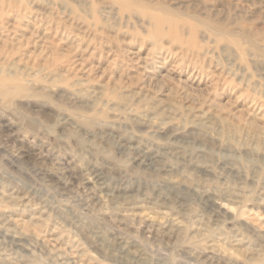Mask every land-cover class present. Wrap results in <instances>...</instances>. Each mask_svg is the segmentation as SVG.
Here are the masks:
<instances>
[{
  "label": "rangeland",
  "instance_id": "374dc122",
  "mask_svg": "<svg viewBox=\"0 0 264 264\" xmlns=\"http://www.w3.org/2000/svg\"><path fill=\"white\" fill-rule=\"evenodd\" d=\"M0 264H264V0H0Z\"/></svg>",
  "mask_w": 264,
  "mask_h": 264
},
{
  "label": "bare ground",
  "instance_id": "6f19581e",
  "mask_svg": "<svg viewBox=\"0 0 264 264\" xmlns=\"http://www.w3.org/2000/svg\"><path fill=\"white\" fill-rule=\"evenodd\" d=\"M160 59H161V58H160ZM11 237H12V236H11ZM15 241H16V240H15ZM64 255H65V254H64ZM69 255H70V254H69ZM80 257H81V256H80ZM59 259H60V258H59ZM62 260H63V259H62ZM74 260H75V259H74ZM56 261H57V260H56ZM68 261H69V260H68ZM68 261H67V262H68ZM67 262H66V263H67ZM70 262H71V261H70ZM76 263H77V262H76Z\"/></svg>",
  "mask_w": 264,
  "mask_h": 264
}]
</instances>
